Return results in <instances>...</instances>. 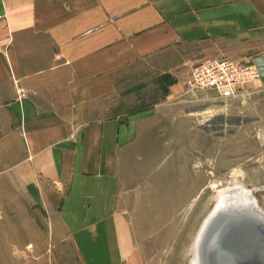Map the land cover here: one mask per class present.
<instances>
[{
  "label": "crops",
  "instance_id": "0c3cea01",
  "mask_svg": "<svg viewBox=\"0 0 264 264\" xmlns=\"http://www.w3.org/2000/svg\"><path fill=\"white\" fill-rule=\"evenodd\" d=\"M181 46L260 77L205 109L168 104L179 81L161 107L116 112L117 73ZM165 120L190 134L195 182L217 167L264 190V0H0V264L140 261L141 141Z\"/></svg>",
  "mask_w": 264,
  "mask_h": 264
},
{
  "label": "rangeland",
  "instance_id": "374dc122",
  "mask_svg": "<svg viewBox=\"0 0 264 264\" xmlns=\"http://www.w3.org/2000/svg\"><path fill=\"white\" fill-rule=\"evenodd\" d=\"M191 52L188 47L181 46L148 56L117 73L113 88L115 111L127 115L154 106L161 107L169 99L171 86L179 81L184 86L183 96L170 98L168 104L184 107L179 99L192 97L186 93L184 81L191 68L199 62H186L192 56ZM197 96L198 99L190 101L202 109L218 100L208 92ZM163 125V128H157V132L147 128L141 141L145 159L138 163L137 177L143 180L144 187L138 198L141 212L134 215L143 223L138 233L147 246H143L139 255L141 259L135 264H191L195 258L192 250L198 233L220 194L225 191L229 193L237 188L233 193L237 192L239 199L234 201L250 203L254 200L255 205L264 211V190L252 191L242 182L227 181V174L217 167L211 174L212 182L206 183L200 176L195 182L193 169L188 163L189 132L172 131L169 120H165ZM179 151L183 156L180 164ZM152 174L158 180V191L148 188ZM238 233L239 236L233 234V237L237 236L236 244L245 242L253 248L250 250L254 256L264 260V219H246Z\"/></svg>",
  "mask_w": 264,
  "mask_h": 264
},
{
  "label": "bare ground",
  "instance_id": "6f19581e",
  "mask_svg": "<svg viewBox=\"0 0 264 264\" xmlns=\"http://www.w3.org/2000/svg\"><path fill=\"white\" fill-rule=\"evenodd\" d=\"M236 189L220 194L214 208L206 217L193 246L195 258L191 264L194 261L195 264H259L253 254H247L246 246L236 244V236L227 233L233 222L240 217L264 219V211L255 205L256 201H234L239 195L237 192L233 193ZM234 227L236 228L235 225Z\"/></svg>",
  "mask_w": 264,
  "mask_h": 264
},
{
  "label": "built area",
  "instance_id": "2783aa9c",
  "mask_svg": "<svg viewBox=\"0 0 264 264\" xmlns=\"http://www.w3.org/2000/svg\"><path fill=\"white\" fill-rule=\"evenodd\" d=\"M260 77L252 65L227 58H206L197 62L185 78L186 93L191 99L198 93H211L216 99L226 100L246 93V86ZM24 92L19 91V96Z\"/></svg>",
  "mask_w": 264,
  "mask_h": 264
},
{
  "label": "water",
  "instance_id": "95a60500",
  "mask_svg": "<svg viewBox=\"0 0 264 264\" xmlns=\"http://www.w3.org/2000/svg\"><path fill=\"white\" fill-rule=\"evenodd\" d=\"M246 219H249V216H245V217H240L238 220H235L234 222H233V224H232V226L229 228V230L227 231V233L229 234H238L237 236H239V229H240V227H242L243 226V224H244V222L246 221ZM234 225L236 226V228L234 227ZM235 228V229H234ZM203 232H204V230H203ZM203 232H202V235H203ZM236 236V237H237ZM235 237V236H234ZM238 239V238H237ZM241 244V246H246L247 247V254L248 253H251V254H253L252 253V251L250 250V249H252L248 244H246L245 242H240ZM238 245H239V243H238ZM239 245V246H240ZM245 255H246V252H245ZM249 256V255H248ZM253 257H254V259H256V262H258L259 264H264V260H262V258H258V257H256V256H254V254H253Z\"/></svg>",
  "mask_w": 264,
  "mask_h": 264
}]
</instances>
